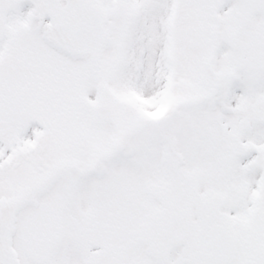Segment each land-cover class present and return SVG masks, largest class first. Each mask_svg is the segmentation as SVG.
Returning a JSON list of instances; mask_svg holds the SVG:
<instances>
[{
    "label": "snow or ice",
    "instance_id": "6c2138e0",
    "mask_svg": "<svg viewBox=\"0 0 264 264\" xmlns=\"http://www.w3.org/2000/svg\"><path fill=\"white\" fill-rule=\"evenodd\" d=\"M0 264H264V0H0Z\"/></svg>",
    "mask_w": 264,
    "mask_h": 264
}]
</instances>
